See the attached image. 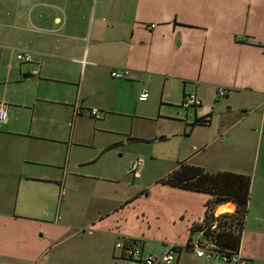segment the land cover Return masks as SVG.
<instances>
[{"label":"crops","instance_id":"crops-1","mask_svg":"<svg viewBox=\"0 0 264 264\" xmlns=\"http://www.w3.org/2000/svg\"><path fill=\"white\" fill-rule=\"evenodd\" d=\"M24 51L31 61L21 62ZM123 68L127 77L111 75ZM143 87L146 101L137 98ZM220 87L229 93L219 96ZM187 93L199 96L193 112L182 110ZM0 104V264H120L118 239L134 238L147 251L145 240L103 228L106 212L75 225L61 204L85 180L116 187L127 172L141 174L108 156L124 144L123 134L128 143L153 141L129 135L127 119L187 123L188 131L155 130L164 133L160 140L181 131L192 139L184 162L251 176L250 163L264 175V150L254 149L262 147L256 126L264 129V0H0ZM210 138L234 151L198 157ZM164 184L171 235L179 238L166 236L149 251L172 242L171 264L187 256L193 264H230L199 263L184 247L210 194ZM248 207L240 249L264 264V202ZM234 209L229 200L216 214ZM96 230L112 241L92 237ZM50 246L57 251L47 257Z\"/></svg>","mask_w":264,"mask_h":264},{"label":"rangeland","instance_id":"rangeland-1","mask_svg":"<svg viewBox=\"0 0 264 264\" xmlns=\"http://www.w3.org/2000/svg\"><path fill=\"white\" fill-rule=\"evenodd\" d=\"M182 110L186 111L185 108H182ZM193 110L191 109L190 112H193ZM260 115L257 116L256 120L260 118ZM257 124L260 123L258 122ZM125 125L129 135L151 138L153 141L135 140L128 143L127 135L123 134L124 144L114 149L108 156L110 160L115 159L123 165L125 164L127 170L135 159H142L144 164L140 167L141 174L134 177V173L127 172L125 178L116 187H113L112 182L107 183L104 180L91 179L85 180L86 182L84 183L76 184L77 188L75 187L72 191H69L67 196L64 195L62 198V215H65L66 211L70 212V221L78 225L83 220L86 223L88 220L90 223L95 222L98 220L99 214L109 213V216L99 223L103 228L112 225L114 229L119 227L118 230L123 234L136 235L139 239L138 244H142V241L145 240L147 251L153 248L157 250L159 245L155 246L153 244H159L162 238L166 236L169 240H177L179 238L171 235L172 221L169 219L171 210L165 205V201L167 198L171 199L172 197L170 198L167 192L170 186L164 184L163 181L169 175L171 176L180 162H184L185 159L188 160L194 150L192 139L182 131L165 140H160L164 133L158 132L184 129V126L187 127L188 131L190 125L171 119L144 121L140 117L127 119ZM256 128L258 131L255 136H258V140L262 137V147H260L259 151L258 148H254L257 155L258 153H263L264 150V129L261 125H257ZM155 130H158V132L155 133ZM196 130H204V128L199 126ZM204 140V153L201 152L198 157H206L211 155V153L216 154L221 150L232 152L235 148L233 144H222L218 139L216 141L212 140V138ZM249 165L251 172V176H249L250 192H253V194H249V202L255 205L259 201L264 202V175L250 163ZM96 172H100L99 169H96ZM130 198L133 199L129 201ZM212 198L215 199L216 195H213ZM120 204L122 206L115 211V207ZM219 206H215V212ZM230 206L231 203L223 207V209ZM200 223L202 221L192 225L191 233L194 236L187 240L185 248H188L198 236L197 230L203 225H200ZM87 227L89 226L87 225ZM86 229L83 231L82 227L79 226L77 228V230L81 231L80 233L87 232L89 228ZM105 234L106 238L112 241L111 237H107L108 233L97 230L93 232L92 237L98 239L102 236V239L105 240ZM105 243H107L106 240ZM56 248L55 246H50L46 252L47 257L55 253L57 251ZM119 252L120 250L117 249L115 255H119ZM189 252L185 251L184 253L188 254ZM100 258L102 260V257ZM197 259L199 263L206 261L199 257ZM121 260L120 264H123V259ZM188 263L193 264L187 256L184 264Z\"/></svg>","mask_w":264,"mask_h":264},{"label":"trees","instance_id":"trees-1","mask_svg":"<svg viewBox=\"0 0 264 264\" xmlns=\"http://www.w3.org/2000/svg\"><path fill=\"white\" fill-rule=\"evenodd\" d=\"M179 167L169 175L163 183L185 189L197 190L210 194L206 202L204 219L199 228H207L205 237L216 246L235 252L240 249L243 225L248 212L250 192L249 176L233 171L207 172L201 166L180 162ZM213 195L216 198L213 199ZM232 200L236 209L232 212L215 214V206ZM216 222V228L209 229L210 224ZM198 231V230H197Z\"/></svg>","mask_w":264,"mask_h":264},{"label":"built area","instance_id":"built-area-1","mask_svg":"<svg viewBox=\"0 0 264 264\" xmlns=\"http://www.w3.org/2000/svg\"><path fill=\"white\" fill-rule=\"evenodd\" d=\"M21 62H28L32 60V55L28 51H24L19 55ZM85 62V61H84ZM114 77H124L129 75V70L126 68L116 69L111 72ZM229 93V89L220 87L218 88L219 96H226ZM149 97V90L147 87H143L140 91L138 100L146 101ZM200 102L199 96L196 93L185 94L181 98V106L187 110L193 109ZM2 105L0 104V117L3 116L1 110ZM96 118L100 117L99 109L92 108L90 111ZM143 165L142 159H135L130 167V171L136 172L138 168ZM216 214V212H215ZM217 216V214H216ZM216 222L210 224L209 229L213 230L216 228ZM207 228H199L198 236L191 242L188 249H191L197 257L203 258L205 260L218 259L223 262H229L230 264H253L252 261L246 257L239 249L235 252H230L228 249H222L216 246L211 240H207L205 237V230ZM119 249V255L123 259V264H171L175 260V254L178 251V246L175 243H166L163 251L161 253H152L150 251H145L136 246V240L134 238H128L123 241L118 239L115 242V250Z\"/></svg>","mask_w":264,"mask_h":264}]
</instances>
